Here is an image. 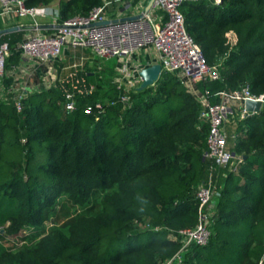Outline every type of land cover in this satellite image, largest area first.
Listing matches in <instances>:
<instances>
[{
	"label": "trees",
	"instance_id": "1",
	"mask_svg": "<svg viewBox=\"0 0 264 264\" xmlns=\"http://www.w3.org/2000/svg\"><path fill=\"white\" fill-rule=\"evenodd\" d=\"M104 1L111 0L25 5L57 7L61 23ZM181 12L187 33L220 74L196 85L199 93L208 90L212 103L219 91L264 94V0L188 1ZM23 38L21 30L0 36L12 52L0 80V237L38 228L59 195L74 206L104 194L98 212L75 214L29 246L10 250L0 243V264H264V110L232 116V152L240 161L213 175L218 195L208 243L183 247L179 230L198 222L195 194L211 164L198 98L178 72L162 71L154 86L127 89L105 81L107 68L87 64L61 80L60 60H53L56 80L43 86L36 74L37 87L22 90L18 109L12 72L25 60L17 49Z\"/></svg>",
	"mask_w": 264,
	"mask_h": 264
},
{
	"label": "built area",
	"instance_id": "2",
	"mask_svg": "<svg viewBox=\"0 0 264 264\" xmlns=\"http://www.w3.org/2000/svg\"><path fill=\"white\" fill-rule=\"evenodd\" d=\"M188 1L196 0H154L148 12H144L147 3L139 0L104 1L101 6L94 7L87 16H74L58 23L59 10L50 6L28 7L25 0H0V20L8 22L17 18L19 30L24 31V38L17 45L21 56L34 62L35 66L47 65L56 60L67 48H82L90 51L91 55L100 59H116L121 63L119 71L127 76L128 60L136 57L147 48L153 49L158 55L157 63L162 71L178 72L182 83L196 94L201 103L200 118L208 124L206 138L207 151L204 157L210 160L208 174L198 188L195 198L198 201V222L195 227L179 230L183 236L184 245L195 243L206 245L210 238V223L212 222L213 198L218 195L217 183L213 179L219 169H233L234 153L228 147V136L224 126L232 116L240 118L254 114L244 108L246 100L260 102V110H264V94L255 95L248 87L233 92L219 91L214 93L218 101H210V92L199 93L196 85L220 79L219 71L206 63L201 48L194 42L185 28L181 6ZM215 4L222 0H212ZM120 6L119 12L127 7L134 11L130 15L110 18L108 7L112 3ZM135 2V4H134ZM121 9V10H120ZM142 15L140 18L122 20L130 16ZM51 16L53 31L45 33L40 19ZM28 18V23L23 19ZM109 20L108 24L91 26L93 23ZM116 20V21H113ZM231 35V37H229ZM231 45L236 43V37L228 33ZM234 37V38H233ZM234 40V44L231 42ZM7 42L0 41V80L6 75V62L11 54ZM150 66V65H149ZM136 71V76L128 84L134 88L132 81H142ZM129 88V89H130ZM16 93L15 88L13 87ZM23 90V88H22ZM22 92L14 96L18 109L21 107ZM65 107L68 111L74 109L72 94L66 95ZM239 110V111H238ZM240 161V160H238ZM171 261L166 264H170Z\"/></svg>",
	"mask_w": 264,
	"mask_h": 264
},
{
	"label": "rangeland",
	"instance_id": "3",
	"mask_svg": "<svg viewBox=\"0 0 264 264\" xmlns=\"http://www.w3.org/2000/svg\"><path fill=\"white\" fill-rule=\"evenodd\" d=\"M231 37V35H229ZM234 38V37H233ZM231 42L234 44V40L231 38ZM86 50V49H85ZM82 51V52H81ZM61 59V58H60ZM26 66L18 68L14 74L18 80H20L19 84L14 85L13 87L17 90L15 96L22 92V88L27 85L26 80L28 77L34 80L35 72H33V67H35L34 62L25 58ZM60 62V79H72L77 73L78 70L83 69V67L87 64L89 67H99V68H107L109 71V67H114L115 63L113 61L109 63L104 62H96V60L92 57L89 52L84 51L83 49H75V51L69 55H66L64 61ZM98 66H96V63ZM117 62V61H116ZM118 64V62H117ZM99 69V70H101ZM105 71L106 77L105 81L111 79V81L117 83L120 86H125L129 89L128 82L136 76L137 68L132 69V71L128 72L127 76H123L118 69L114 71L113 74H110L108 71ZM56 71L58 72V68L56 67ZM53 67L49 68L48 71L44 73V77L41 76V84L44 86H48L54 80L58 74ZM27 77V78H26ZM107 78V79H106ZM136 86L139 84V81H132ZM21 84V85H20ZM20 85V86H18ZM31 86L37 87V83L31 82ZM39 85V84H38ZM16 86V87H15ZM135 86V87H136ZM104 191L98 192L95 196L90 198L83 205H70L69 203H65L66 196L65 194L59 195L56 197V206L49 212L45 213L43 216L42 223L38 228H28L19 232L15 236H3L0 237V243H2L6 248L10 250H17L20 248H24L25 246H29L35 243L42 235L49 233L52 229L55 228H64L68 225L75 214H85L90 215L98 212L101 209L102 197ZM1 233L3 230L0 231ZM145 241V237H144Z\"/></svg>",
	"mask_w": 264,
	"mask_h": 264
},
{
	"label": "crops",
	"instance_id": "4",
	"mask_svg": "<svg viewBox=\"0 0 264 264\" xmlns=\"http://www.w3.org/2000/svg\"><path fill=\"white\" fill-rule=\"evenodd\" d=\"M112 1L113 0H111V2ZM142 1L147 3V0H142ZM135 2L137 3V2H139V0H135ZM135 2H134V4H135ZM50 7L54 8V9H58L57 7H54V6H50ZM120 7H124V6H120V5H118V4L114 3V2L108 7V13H109L110 18H112V17L113 18L121 17L122 15H125V14L126 15H130L134 11L132 8L127 7L123 11L119 12V8ZM29 21L30 20L28 18L23 19V22H25V23H28ZM39 21L41 23L42 30L45 33H50L51 31H53L52 30L54 28L52 26L53 25V18L51 16L43 18V19H40ZM1 23L3 25V28H7V27H10V26H13L14 24H16L17 23V18H12L8 22L1 21ZM75 49H77V48H67V49H65L63 51V53L56 60L64 61L66 55H69V54L73 53L75 51ZM79 49H82V48H79ZM83 50L90 53V51L87 50V49L86 50L83 49ZM157 60H158V55L156 54V52L153 49L147 48L146 50H144L140 54H138L136 57H133L132 59L128 60L127 67L129 68V71H132V69H134V68H137V71H139V70H141V69H143V68H145V67H147L149 65L157 63ZM116 61H113L115 63L114 70H117V69L119 70L120 66H121V63L119 61H117L118 62V64H117ZM96 65L98 66L97 63H96ZM25 66H26V60H24V62L20 65V68L21 67H25ZM38 69H39V66L38 67L37 66L33 67V72H35V75L37 74V75H40V76L44 77V73L45 72L40 71ZM15 72H17V71L15 70V71L12 72L14 85L20 83V80H18L17 77L14 76ZM31 82H34V80L31 79L30 77H28V80H26L27 85L25 87H23V90H25L26 88H33L34 85L33 86L30 85ZM20 85H18V86H20ZM1 93L3 94V90H2V87H1V83H0V95H1ZM193 95L196 96V94H194V93H193ZM236 116L239 117V114L236 115ZM224 129H225V132H226V134L228 136V147L232 151V149H233V147L235 145V136L237 135L236 134V124H235V122L233 120V117L230 118V120L225 124ZM237 160H238V157L235 156L233 164H235L237 162ZM223 172H220L221 173L220 178H222V179L224 178L223 174H225ZM220 173L218 174V176L220 175Z\"/></svg>",
	"mask_w": 264,
	"mask_h": 264
},
{
	"label": "water",
	"instance_id": "5",
	"mask_svg": "<svg viewBox=\"0 0 264 264\" xmlns=\"http://www.w3.org/2000/svg\"><path fill=\"white\" fill-rule=\"evenodd\" d=\"M153 2H154V0H149L148 4L146 5L145 10H144L145 13L148 12V10L152 6ZM140 17H142V15L130 16V17L122 18V20H131V19H136V18H140ZM113 21H116V20H113ZM109 22H110L109 20H105V21L93 23V24H91V26L108 24ZM18 30H19L18 26H10L7 28H2V29H0V36L4 35V34L11 33V32H15ZM161 73H162V69H161V65L159 63H155V64H152L150 66H147V67L141 69L139 72V76L142 78V81L138 87V90H143L149 86H154L158 82ZM260 106H261L260 102H255V101H251V100H246L245 104H244L245 110L247 112H251V113L260 112Z\"/></svg>",
	"mask_w": 264,
	"mask_h": 264
}]
</instances>
